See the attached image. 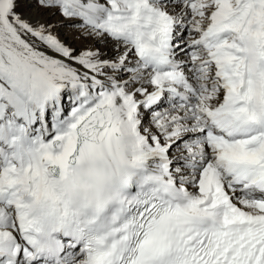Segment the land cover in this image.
Here are the masks:
<instances>
[{"label": "snow or ice", "instance_id": "obj_1", "mask_svg": "<svg viewBox=\"0 0 264 264\" xmlns=\"http://www.w3.org/2000/svg\"><path fill=\"white\" fill-rule=\"evenodd\" d=\"M0 264H264V0H0Z\"/></svg>", "mask_w": 264, "mask_h": 264}]
</instances>
